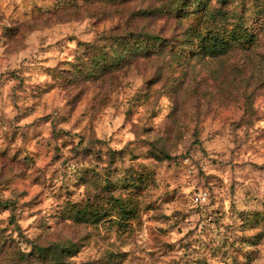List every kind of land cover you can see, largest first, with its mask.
<instances>
[{
	"label": "rangeland",
	"instance_id": "obj_1",
	"mask_svg": "<svg viewBox=\"0 0 264 264\" xmlns=\"http://www.w3.org/2000/svg\"><path fill=\"white\" fill-rule=\"evenodd\" d=\"M245 1L256 43L211 57L196 20L145 13L170 0H0V264H264V0ZM142 32L166 45L134 54Z\"/></svg>",
	"mask_w": 264,
	"mask_h": 264
},
{
	"label": "trees",
	"instance_id": "obj_2",
	"mask_svg": "<svg viewBox=\"0 0 264 264\" xmlns=\"http://www.w3.org/2000/svg\"><path fill=\"white\" fill-rule=\"evenodd\" d=\"M253 1L255 2L256 0H252V3ZM217 2L219 3L218 6L210 7L204 0H170L164 9L162 7H157L153 10H146L147 12L145 13L155 18L159 17V19L164 16H166L167 19H174L176 21V27L179 25L183 26V24H185L184 19L186 18H192L194 21L196 20V22H193L195 24L189 26L191 31L188 29L187 33L197 39L200 51L211 57L224 55L234 47L243 49L252 47L257 41V35L246 24L247 1L242 0L236 3L237 8L230 10V15L227 10L223 9L228 3V0H217ZM189 5H191V9L189 11L185 10ZM258 13H261V10L258 11ZM223 19H234V21L231 20L233 22L226 25L223 24ZM158 33L142 32L137 35L134 39V45L137 46V49H133L134 54L137 53V51L147 52L148 48L145 46V42L148 40L156 42V45H163L166 43V38ZM174 33H176V31ZM177 33H179V31H177ZM176 38L177 34H173L170 38L173 41L170 45V50L174 49V40H176ZM128 39L129 38H123L122 42L127 44L130 42ZM122 56L121 54L120 57Z\"/></svg>",
	"mask_w": 264,
	"mask_h": 264
},
{
	"label": "built area",
	"instance_id": "obj_3",
	"mask_svg": "<svg viewBox=\"0 0 264 264\" xmlns=\"http://www.w3.org/2000/svg\"><path fill=\"white\" fill-rule=\"evenodd\" d=\"M195 202H202L206 200V193L205 192H198L193 197Z\"/></svg>",
	"mask_w": 264,
	"mask_h": 264
}]
</instances>
